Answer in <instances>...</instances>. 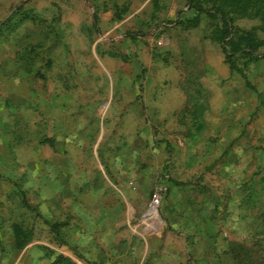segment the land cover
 Returning a JSON list of instances; mask_svg holds the SVG:
<instances>
[{
    "label": "rangeland",
    "instance_id": "1",
    "mask_svg": "<svg viewBox=\"0 0 264 264\" xmlns=\"http://www.w3.org/2000/svg\"><path fill=\"white\" fill-rule=\"evenodd\" d=\"M186 1L0 0V264H54L59 255L68 261L58 264H135L128 252L114 260L97 256L93 246L59 227L62 210L49 217L35 204L34 170L45 174L51 162L52 173L63 179L71 155L70 179H78L82 163L74 156L78 150L65 145L69 133L81 134L73 141L81 143L83 158L104 123L108 138L119 129L118 138L125 141L121 152L134 149L135 141L125 139L133 131L111 123L118 120L119 100L128 98L119 91L159 82L167 88L197 89L199 76L225 66L233 89H243L264 108V44L251 54L245 49L223 59L226 53L216 39L222 20L196 14ZM260 26L257 17L231 21L233 31H254L256 40L264 42ZM132 108L126 105L119 114L127 116ZM137 130L136 136L143 135V129ZM179 130L167 135L169 152L173 139L181 143ZM151 137L160 139L154 130ZM107 147L103 143L98 149L102 162ZM196 174L185 180L188 187L202 179L203 174ZM77 185L73 182V196L79 194ZM170 200L168 192L164 201ZM262 254L256 264H264Z\"/></svg>",
    "mask_w": 264,
    "mask_h": 264
},
{
    "label": "crops",
    "instance_id": "2",
    "mask_svg": "<svg viewBox=\"0 0 264 264\" xmlns=\"http://www.w3.org/2000/svg\"><path fill=\"white\" fill-rule=\"evenodd\" d=\"M221 67L199 76L197 89L159 82L119 91L128 98L119 100L117 111L134 108L127 116L118 112L111 123L133 131L125 139L135 141L134 149L121 152L125 141L118 138L119 129L108 138L104 123L87 141L83 158L81 143L74 142L81 134L69 133L65 145L78 150L74 156L82 163L78 179H70L71 155L63 179L52 173L51 162L45 174L34 170L37 210L49 217L62 210L63 232L103 258L128 252L135 264H256L264 253V108L243 89L237 93L229 67ZM185 128L193 130L183 133ZM137 129L143 135L136 136ZM173 129L183 130L182 140L173 139L169 152L166 139ZM153 130L160 139L151 137ZM103 143L108 145L104 162L98 153ZM200 147L205 150L197 151ZM194 173L202 179L188 187L185 180ZM73 182L79 183L78 196L72 195ZM168 192L171 200L164 201ZM153 193L160 202L149 211Z\"/></svg>",
    "mask_w": 264,
    "mask_h": 264
},
{
    "label": "trees",
    "instance_id": "3",
    "mask_svg": "<svg viewBox=\"0 0 264 264\" xmlns=\"http://www.w3.org/2000/svg\"><path fill=\"white\" fill-rule=\"evenodd\" d=\"M186 6L196 14L205 13L220 17L223 26L218 29L216 39L226 53L225 59H231L233 54L245 49H247L246 53L251 54L257 46L264 44L256 40L254 31L237 32L231 27L233 17L248 16L259 18L260 27L264 30V0H187ZM253 56L257 59V55ZM230 68L232 69V66ZM246 83L249 85L247 80ZM63 261L68 260L59 255L53 263L58 264Z\"/></svg>",
    "mask_w": 264,
    "mask_h": 264
},
{
    "label": "built area",
    "instance_id": "4",
    "mask_svg": "<svg viewBox=\"0 0 264 264\" xmlns=\"http://www.w3.org/2000/svg\"><path fill=\"white\" fill-rule=\"evenodd\" d=\"M159 202H160V195L158 193H153L151 195V199L147 205V209L149 211L155 210L157 208V206L159 205Z\"/></svg>",
    "mask_w": 264,
    "mask_h": 264
}]
</instances>
